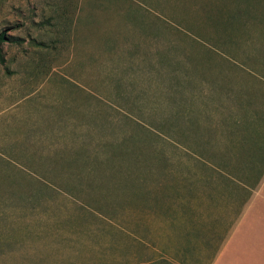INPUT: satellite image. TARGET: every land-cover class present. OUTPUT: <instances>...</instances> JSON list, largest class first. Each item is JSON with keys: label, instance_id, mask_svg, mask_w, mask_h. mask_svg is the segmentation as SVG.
<instances>
[{"label": "rangeland", "instance_id": "obj_1", "mask_svg": "<svg viewBox=\"0 0 264 264\" xmlns=\"http://www.w3.org/2000/svg\"><path fill=\"white\" fill-rule=\"evenodd\" d=\"M263 12L264 0H0V32L18 39L0 45V264H168L130 242L129 201L145 193L129 178L192 170L194 139H229L240 24Z\"/></svg>", "mask_w": 264, "mask_h": 264}, {"label": "crops", "instance_id": "obj_2", "mask_svg": "<svg viewBox=\"0 0 264 264\" xmlns=\"http://www.w3.org/2000/svg\"><path fill=\"white\" fill-rule=\"evenodd\" d=\"M247 19L240 24V60L231 62L244 77L239 118L225 119L231 138L223 146L194 139L192 170L183 162L129 178V191L145 193L129 201L132 212L136 206L130 242L144 247L145 260L264 264V12Z\"/></svg>", "mask_w": 264, "mask_h": 264}, {"label": "trees", "instance_id": "obj_3", "mask_svg": "<svg viewBox=\"0 0 264 264\" xmlns=\"http://www.w3.org/2000/svg\"><path fill=\"white\" fill-rule=\"evenodd\" d=\"M250 3V2H249ZM17 42L18 39L16 38H13L11 36H7L5 33L3 32H0V45L3 44V43H7V42Z\"/></svg>", "mask_w": 264, "mask_h": 264}]
</instances>
